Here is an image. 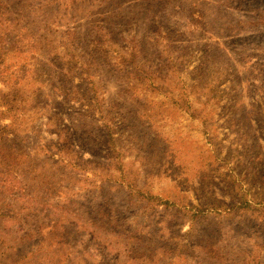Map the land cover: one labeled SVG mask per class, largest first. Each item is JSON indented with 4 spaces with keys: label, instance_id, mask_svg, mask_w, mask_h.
<instances>
[{
    "label": "rangeland",
    "instance_id": "rangeland-1",
    "mask_svg": "<svg viewBox=\"0 0 264 264\" xmlns=\"http://www.w3.org/2000/svg\"><path fill=\"white\" fill-rule=\"evenodd\" d=\"M0 55V264H264V0H0Z\"/></svg>",
    "mask_w": 264,
    "mask_h": 264
},
{
    "label": "trees",
    "instance_id": "trees-1",
    "mask_svg": "<svg viewBox=\"0 0 264 264\" xmlns=\"http://www.w3.org/2000/svg\"><path fill=\"white\" fill-rule=\"evenodd\" d=\"M198 11H199L200 16H203V10L198 9ZM2 47H4V46L2 45ZM1 49H4V48H1ZM131 49L129 50V54L124 56V58L127 59L126 61H130L132 65H130V64H126V65L136 66L138 63L139 57L136 56L137 51H134V49H132V50ZM219 50H220V48L217 45L215 47H210V51H212L214 56L216 55L215 52H218ZM128 59H131V60H128ZM4 65H5V60H0V81H4L3 74L5 73V68H6ZM141 67H142L141 65L137 66V68H141ZM6 82L7 81H5L4 84L6 86H8V84H7L8 82L7 83ZM87 84H88V81H87ZM8 90H10V91H0V118H1V116H3L5 114V111L2 110V107L6 108L9 113H12V112L16 113V111L19 110L24 99H25L26 104H28V102H29V100H27L28 95L26 98H25V94H23L24 96H20V92L17 91L18 89H16V87L9 86ZM89 91H90V88L89 89L86 88L85 93H89ZM8 129H9V126L0 130V160H1V158L4 160L6 157V159H11V161H12V159L14 158V148L11 147V145H9L7 143V141L5 140V133ZM110 139H112V138L110 137ZM74 147H76L75 144H74ZM74 153H75V155H77L79 157V159H82L81 153L79 150H75ZM84 162H86V161H84ZM0 165H2V164H0ZM12 165H13V162H11L10 164L4 165V166H6L5 167L6 172H10L12 170V169H10V167ZM81 166H83V165H81ZM83 172H85V170H83ZM148 200L157 201L156 204L153 205L154 208H157V206H163V205H165L167 208H170L171 206L175 205V202L172 200H165V199L163 200L160 197H156V196H154V197L149 196L147 198V201ZM144 203L148 204L149 202H144ZM248 204L249 203L247 202V200L245 198H243L241 200V202L239 203V206H241V208H248ZM195 208H198V207H194V206L189 205L188 209H195ZM201 211H203V210H201ZM192 214L194 215V213H192ZM195 214H197V212ZM133 233L135 235H138V234L142 233V230L136 229V230H133ZM144 242L145 241L142 239L139 243H140V245L143 246ZM169 249L170 248L168 245H165V244L163 245L164 257L168 258V259H169V253L168 252H170ZM151 251L152 252H147L146 250L140 249L138 247V245H131L130 243L126 244V248L124 250V252H126L128 254L130 262H133L134 264H145V263L153 262L154 261L153 258L157 252V247L155 245H152ZM205 253H206L205 254L206 257L209 259H216L217 258L216 255L213 256V254H211L212 251L209 250V248L205 249ZM157 255H158V252H157ZM160 261L162 262L163 258L160 257V260H156V262H160Z\"/></svg>",
    "mask_w": 264,
    "mask_h": 264
}]
</instances>
